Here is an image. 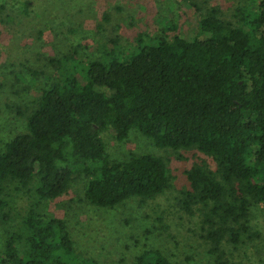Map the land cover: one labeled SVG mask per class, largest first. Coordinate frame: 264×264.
I'll return each instance as SVG.
<instances>
[{"label":"trees","instance_id":"16d2710c","mask_svg":"<svg viewBox=\"0 0 264 264\" xmlns=\"http://www.w3.org/2000/svg\"><path fill=\"white\" fill-rule=\"evenodd\" d=\"M184 3L190 11L196 6ZM4 9L0 4V17ZM219 15L218 8L209 9L172 41L139 35L127 51L114 41L101 59L84 64V73L74 56L55 61L54 80L39 91L27 132L0 152V197L5 185L20 191L38 184V200L19 225L8 226V203L0 198V264H97L77 255L64 222L39 211L44 201L66 195L82 174L91 178L87 202L104 209L170 188L161 157L111 161L102 139L108 130L118 142L136 130L158 148L196 150L212 159L215 172H187V199L211 207L218 219L211 236L215 264H246L228 260L220 246L226 237L238 243L247 232L249 199L264 210V0H251L236 23L220 22ZM136 264L171 262L151 249Z\"/></svg>","mask_w":264,"mask_h":264},{"label":"rangeland","instance_id":"374dc122","mask_svg":"<svg viewBox=\"0 0 264 264\" xmlns=\"http://www.w3.org/2000/svg\"><path fill=\"white\" fill-rule=\"evenodd\" d=\"M195 4L190 11L184 2ZM251 0H0V152L8 142L27 132V120L36 107L38 93L55 77V61L74 56L77 67L101 59L114 41L117 50H129L139 35L174 40L194 28L209 9L218 8L219 21L237 22ZM74 49L78 54H74ZM72 68L69 70L71 71ZM111 161L123 162L132 155L151 154L165 160L171 186L149 200L133 198L114 209L93 206L85 198L91 178L82 174L63 197L44 201L40 213L47 220L65 223L82 259L97 264H136L148 250L161 251L171 264H215L212 233L218 230L211 207L188 202L187 172L195 167L216 171L209 157L196 151L156 147L133 130L124 142L111 131L102 135ZM5 185L1 199L11 225H19L38 200L37 183L15 190ZM35 188H31L32 186ZM31 188V190H30ZM250 200L247 232L238 243L226 237L220 251L228 260L264 264V210ZM0 210V253L5 226Z\"/></svg>","mask_w":264,"mask_h":264}]
</instances>
